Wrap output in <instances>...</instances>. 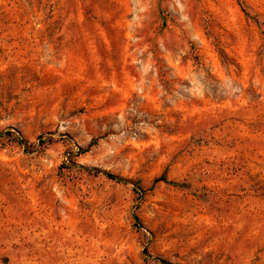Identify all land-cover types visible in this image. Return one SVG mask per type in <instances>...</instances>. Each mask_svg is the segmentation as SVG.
Listing matches in <instances>:
<instances>
[{"label": "rangeland", "instance_id": "obj_1", "mask_svg": "<svg viewBox=\"0 0 264 264\" xmlns=\"http://www.w3.org/2000/svg\"><path fill=\"white\" fill-rule=\"evenodd\" d=\"M0 132V264H264V0H0Z\"/></svg>", "mask_w": 264, "mask_h": 264}, {"label": "trees", "instance_id": "obj_2", "mask_svg": "<svg viewBox=\"0 0 264 264\" xmlns=\"http://www.w3.org/2000/svg\"><path fill=\"white\" fill-rule=\"evenodd\" d=\"M15 132H16V135H14V139H13L12 141H13L14 143H16L17 145H19L20 147L26 148V145L28 144V141L22 137V135L20 134L19 131H15ZM5 135L9 136V135H11V134H10V132H7V133L0 132V139H1L3 136H5ZM80 154H82V152H78V154H77L75 157H78ZM72 163L75 164V162H72ZM75 165H76V164H75ZM80 168H81V169H84V170H86V171H88V172H92V171H93V172L98 173V174H99V173H102V174H103L104 176H106L108 179H110V180H114V181H116V182H118V183L123 182V180H122L121 178H119V177H117V176H114V175H112V174H110V173L101 172V171H99V170H97V169H88V168H85V167H83V166H81ZM153 183H154V184H157V183H166V184H172V185H175L174 182H170V181H168L165 172H164L160 177H158L157 179H155ZM133 218H134V220L136 221L138 227H141V226H140V223H139V218H138L137 216H135V215H133ZM144 253H146V255H147V248H146V247L144 248ZM159 263H160V264H171L170 262H168V261H166V260H163V259H162V260H159Z\"/></svg>", "mask_w": 264, "mask_h": 264}]
</instances>
